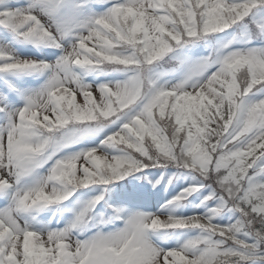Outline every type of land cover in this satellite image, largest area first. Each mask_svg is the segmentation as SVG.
I'll return each mask as SVG.
<instances>
[{"label": "rangeland", "instance_id": "374dc122", "mask_svg": "<svg viewBox=\"0 0 264 264\" xmlns=\"http://www.w3.org/2000/svg\"><path fill=\"white\" fill-rule=\"evenodd\" d=\"M198 1L196 7L226 10L242 0ZM190 2L0 0L15 23L0 22V264H168L172 257L183 262L201 254L207 260L225 250L226 243L202 221L186 227L165 218L237 219L231 205L241 200L235 167L201 184L191 168L161 165L130 178L96 180L111 164V170L119 167L124 150L113 136L164 92L187 93L198 103L201 93L218 87L215 74L242 61L247 68L235 72L242 84L248 74L264 76L262 0L245 8L248 18L237 19L233 28L213 33L200 28L186 34L165 61L151 58L162 49L153 44L163 29L178 34L174 25L183 31L184 23H193V11L180 10H189ZM136 24L142 35L132 31ZM118 43L132 51L130 57H117L123 53ZM257 83H246L245 95L229 108L235 150L243 154L258 143L240 182L248 193L264 180V81ZM145 93L147 105L135 104ZM248 124L252 128L245 131ZM194 156L210 165L200 151ZM162 227L173 231L165 234Z\"/></svg>", "mask_w": 264, "mask_h": 264}, {"label": "trees", "instance_id": "16d2710c", "mask_svg": "<svg viewBox=\"0 0 264 264\" xmlns=\"http://www.w3.org/2000/svg\"><path fill=\"white\" fill-rule=\"evenodd\" d=\"M194 1L191 0L189 10L188 8L180 9L182 12L185 11L184 13H190V10L193 11V13H190L191 16L194 14L195 17V19L192 17L193 23L190 21L184 23V30L182 31V28L176 27L174 21H172L171 25H174L177 31L180 30V33L178 31V34H174L171 29H163L159 36L155 37V43L153 44L162 49L159 53L153 54L154 56L157 55L156 57L152 56L151 58H157L158 60L161 57L165 61L169 58L168 53L172 48L186 40L185 38L188 37L186 34L192 36L194 31L198 33L200 28H203L205 32L207 31L206 33L217 32L227 26L230 27L226 29L233 28L237 19L246 20L248 18L243 10L255 4L258 0H242L240 4H229L226 10L210 6L204 8V5L196 7ZM9 17L10 15H6L5 9H0V22L7 23L8 27H15L12 19L10 23ZM187 19L189 20V18ZM28 24L33 25L34 23L29 22ZM250 29L253 35L257 33L253 28ZM132 31L140 35L144 33L141 24L132 26ZM189 31L193 32L189 33ZM115 47L121 48L120 51L123 52L122 55H117L118 58L131 56L132 51L122 49L124 47L123 43H118ZM151 48L148 47L142 56L146 55ZM117 57L115 59H118ZM153 61L156 60L153 59ZM159 63L164 66L169 65L161 61ZM246 63V61L237 62L234 66L238 64L239 67L231 68L233 66H228L224 68L223 73L215 74L214 84L218 87L213 88V94L201 93L200 98H196L199 100L198 103L192 99L194 96L187 93L172 94L164 92L163 95H160L162 99L150 103L144 114L140 117L136 116L137 118L134 117L131 123L126 124L124 130L113 136V139L118 142L117 145L124 150L123 155L118 160L119 167L111 170L113 166L111 164L106 174L96 176L98 181L107 175L130 177L132 174L134 175L144 169H155L152 166L161 165L167 167L165 169L171 170L191 168L198 176L197 183L201 184L209 176L215 179H218V177L223 178V174L226 176L229 168L235 167L234 173L238 174V181L235 184L239 186L241 200H237V204L231 205L238 209L237 219L220 223L224 221L214 219L212 214L210 217L204 218L201 216H185V214L183 217H180V215L170 216L169 220L165 218V223L175 226H187L189 224L187 222L202 221L201 224L207 228H204L207 232L211 230L215 236H218L219 239L222 238L226 243L225 250L223 252L215 251L207 260L201 254H196L197 256L191 259L184 258L183 262L172 257L168 264H249L255 260H261L260 262L264 263V180L259 178L255 182L254 190H257V193L255 191L248 193L243 189L244 184L241 185L240 183L246 177L247 165H253L250 158L257 151L255 146L258 143H250L247 148H244L243 154L237 152L235 144L238 140L231 136L233 114L231 116L229 114L231 105L245 95L247 88L244 87L246 83L257 85L259 84L257 82L264 81V76L261 78L253 73V75L248 74L246 78L248 82L242 84V79L237 77L235 72L241 73V67L247 68ZM150 64L152 65L154 62ZM219 97L223 100L221 101ZM146 98V93L139 98L136 97L135 104L145 103L147 105ZM251 128L252 125L248 124L244 130ZM238 136L240 138L241 135ZM212 137H214L213 144L210 143ZM194 139L196 143L192 145ZM206 141L207 143L204 144ZM199 145H203L202 149H197V147H200ZM206 146H210V149ZM199 151L209 160L210 167L196 162L194 154ZM191 173L193 172L191 171ZM226 180H228V177ZM208 182L210 183V181ZM223 182L226 185L224 180ZM226 199L230 202L228 197ZM232 207H229V209H232ZM246 215H249V217L246 218ZM249 225L252 226L253 233L248 232L250 230ZM164 230L171 229L167 227Z\"/></svg>", "mask_w": 264, "mask_h": 264}]
</instances>
